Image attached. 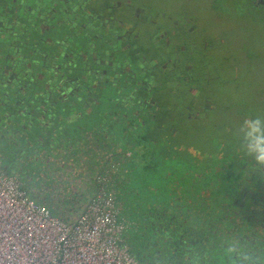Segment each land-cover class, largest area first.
Returning <instances> with one entry per match:
<instances>
[{"label": "trees", "instance_id": "obj_1", "mask_svg": "<svg viewBox=\"0 0 264 264\" xmlns=\"http://www.w3.org/2000/svg\"><path fill=\"white\" fill-rule=\"evenodd\" d=\"M39 1L42 2V0ZM93 1L98 3V0H89V2ZM255 1L251 0L250 6L254 8L263 6L262 8H264V4H256ZM24 2L25 0H0V34L3 31L23 43L27 39L25 38L29 32L27 29L38 28L36 21L41 17L37 13V16H31V23H23V16L29 20L28 13L33 11L22 6ZM26 2L29 3L31 0ZM117 7V4L113 3L104 8L103 2H99L91 8L90 14L92 20L95 21L96 30L102 29L104 33H107L108 29L114 28L118 31L115 38L119 42L115 47L107 46V50L102 48L99 51L96 48H100L98 46L102 45L98 44L99 42L96 40L86 38L83 48L76 49L71 53L65 50V52H60L62 54L59 57L74 63L73 66L68 65V68H64L62 65V69L75 68L69 74L59 65L51 64L54 63L51 52L61 51L58 47L53 46L52 42L60 36H52L50 38L51 45L48 44L50 41L41 44L42 47L51 46L52 50L49 51V56L40 54L42 47L40 50L32 52L34 55H30L29 64L31 60L32 67H35L36 64L38 71L27 72L26 82L23 81L20 84L8 82L9 72L17 66L11 64L10 56L5 58L3 56L0 63L2 64L0 65L1 101L7 98L10 100L13 95V99L19 98L20 100L19 104L16 101L17 109L23 107V111L16 112V115L20 116V120L7 114V116L4 115L2 121L0 120L3 123L6 121L1 126L8 129L13 135L18 132V138H27V145H32L33 141H40L42 148L63 147L65 140L69 139L70 141L71 136L77 143L73 149L81 150L83 144L87 142L90 149L87 148L85 152L92 157V160H96L97 156L102 158L99 170L93 171L91 177L87 174L86 179H80L79 176V180H86V182L79 181L77 189L76 185L69 187L67 181L71 178L72 172H69L70 176L68 173L65 175V169L67 172L69 171L71 161L85 163L84 158L88 156L85 155V152L80 153L82 150L79 151L80 158L82 155L81 160L74 158L71 152L63 153L56 160V169L60 172L61 164L65 163L62 164L65 167L62 171L64 174L62 190L56 194L57 198L50 193L49 196H44L48 194L45 189H41L45 190L44 194L29 192L26 189V185H29L24 181L25 178L20 177L10 166H2L1 162L0 172L17 178L20 187L30 199L45 205L53 216L68 224L72 223L76 214L82 212L86 203L95 197L98 188L96 186L98 185L97 179L103 177L101 187L112 195L115 216L123 224L119 245L124 246L138 264H242L239 255L236 253L227 254L230 247L235 248L237 252H246L251 257L250 264H264V169H259L256 163H252L251 169L247 167L246 170L235 167L233 164L226 169L216 170L212 179L211 177H209L210 179L196 177L194 171H189L190 168L186 170L184 166L182 167L183 163L191 162L193 156L188 153L182 154L179 141L176 144L175 141L166 142V138L170 139L172 133L175 134V130L170 131L168 135L163 133L166 121L163 117L164 113L156 108L158 102L155 97L150 96V107L146 101H142L144 89L140 86L151 82L154 88L160 90L162 84L166 83L164 69L160 68L164 60L162 53L169 48L165 42L158 41V46L151 44L139 47L140 57L134 58L133 65L136 67V73L140 79H130L127 86L120 83L121 85L114 89L113 96L116 98L117 106H122L126 111L115 123L119 128L117 135H115L114 128H111L104 139H99L101 145L105 144L104 146L97 147L98 142L95 137H91V140L94 138L95 143L89 141V136L86 141L82 136L78 138L77 133L83 131L82 128L78 130L80 126L78 120L76 118L72 120L70 117L65 120V115L69 116V108L74 106V99H67L66 89L77 90L79 93H72L70 96L75 98L79 96L80 89L87 90L92 85L90 83L91 76L88 75L87 79L82 78L81 69H87L88 73L93 68L94 71L100 70L112 55L125 57L126 51H131V49L134 51L137 48L134 45V40L138 36L134 27L127 24L126 30L119 31L115 24L114 13L120 10L122 3L118 9ZM130 7L133 6L126 5V11L120 15H125L129 19ZM47 8H51L53 14L55 5L51 4ZM115 9L117 10L113 12ZM12 10H15V19L12 18ZM23 10L26 12L22 13ZM103 11L108 13V17L102 18ZM68 12L65 10L63 14H68ZM139 12V10L136 11L137 14ZM46 18L49 27L59 25L58 21L52 20L51 17ZM68 27L73 28L74 31L78 30L74 23H70ZM121 35L123 38L127 35L126 44L119 40ZM2 38L0 36V40ZM155 40L157 41V39ZM121 48L123 50H120ZM89 52L92 53L87 56ZM102 54L104 59H101ZM84 55L89 58L90 65H87L88 62L83 58ZM92 59L95 61L91 62ZM97 59L104 60V62H99ZM118 64L117 61H114L109 65L108 70L106 67L103 70L105 72H99L100 76L97 73V78L100 81L105 78H120L122 81L123 77L128 75L118 68ZM8 65L10 69L6 68ZM190 68L191 66L188 64V70ZM77 69L79 71H76ZM59 70L64 72L63 76H57ZM19 71L16 69L15 74L18 73L22 78L24 74ZM50 71L55 72L52 79L49 78ZM75 76H79V78ZM63 78L65 79L63 80ZM143 79L146 81L143 82ZM120 80L115 79L113 83ZM45 83H49L50 87H45ZM147 84L150 89V83ZM41 85H44V88H41ZM21 86L29 90L34 88L35 92L29 96L21 95L20 89H18ZM53 86L62 88V90L50 91L49 89ZM4 87L6 89L3 90ZM117 89L119 91H116ZM14 90L19 93L20 97L12 93ZM121 90L124 92L119 94L118 92ZM110 100L113 99L110 97ZM91 128L94 129L93 126ZM21 130L26 132L23 137L19 133ZM58 142L59 144H56ZM94 148H97L99 152L92 151ZM40 154L42 155L43 152ZM57 154L62 153L57 151L50 156L56 157ZM39 162L45 163L47 158L45 157ZM257 172L262 175L253 180ZM89 186L93 191L90 196L87 194ZM258 193L261 195H257ZM76 211L77 213L74 214Z\"/></svg>", "mask_w": 264, "mask_h": 264}, {"label": "rangeland", "instance_id": "obj_2", "mask_svg": "<svg viewBox=\"0 0 264 264\" xmlns=\"http://www.w3.org/2000/svg\"><path fill=\"white\" fill-rule=\"evenodd\" d=\"M250 1L98 0V3L103 2L104 8L116 3L118 9L122 3L119 11H116L117 9L113 11H116L114 13L115 24L124 30L127 24L134 27L138 36L134 40L137 48L134 49L131 45L134 51L132 49L126 51L125 57L112 56L111 59L106 60L100 70L94 71L93 68L88 73L87 69H81L82 78L87 79L90 75L92 85L87 90L80 89L79 96L75 98L70 96L72 93L79 92L73 88L66 89L67 99H74V106L69 108V116L65 115V120L69 117L72 120L76 118L80 124L78 130L83 129L82 132L77 133L78 138L82 136L86 141L87 136L95 137L98 142L97 147L104 146L105 144L101 145L99 139H104L111 128H114L115 135H117L119 128L115 123L126 111L122 106H117L116 98L113 96L114 89L120 86V83L127 86L130 79H140L133 65L134 58L140 57L139 47L151 44L158 46L157 42L163 41L169 46L162 53L164 60L160 67L164 69L166 83L162 84L160 90L154 88L151 82H147L150 83V89L147 83H143L144 85L140 86L144 89L142 101H146L149 106L150 96L155 97L158 102L156 108L164 113L163 117L166 121L163 133L168 135L170 131L175 130V134L172 133V137L168 140L166 138V142L175 141L176 144L179 141L182 154L188 153L193 156V160L186 164L183 163L182 167L184 166L186 170L190 168L189 171H194L195 176L200 179H210L209 177L212 179L216 170L226 169L233 164L243 170L247 167L251 169L250 166L255 161L245 155L239 129L246 119L264 118V11H262L264 8L263 6L254 8L250 6ZM31 2L33 3V0ZM45 2L48 5L54 4L53 0H45ZM98 3H94L93 6ZM129 4L133 7H130V17L127 19L125 15L120 14L126 11L125 6ZM134 10L135 13H133ZM138 10L139 14L136 13ZM103 17H108V13L103 11ZM52 33L53 29L49 28L48 34L52 35ZM122 34L125 35L123 32ZM119 40H124L122 35ZM41 47L39 40H32L27 48L32 53L40 50ZM46 49V45L43 46L42 52H47ZM91 53L89 52L87 56ZM59 56L55 57L54 63L51 64L59 65L61 69L62 65L64 68L74 65L70 63V60ZM83 58L87 60V65L91 64L85 55ZM102 58L104 59L103 54ZM113 60L119 63L118 68L128 76L123 77L122 81L120 78H105L100 81L96 74L100 76L99 72H105L103 70L106 67L108 70L109 65L114 63ZM93 61L95 60L92 59L91 62ZM97 61L104 62L100 59ZM188 64L191 66L189 70ZM62 70L69 74L75 68ZM37 71L35 64L31 72ZM54 73L50 71L49 78L52 79L55 76ZM62 73L63 71L59 70L57 76ZM75 77L79 78V76ZM19 78L21 79L20 76ZM115 79L121 82L113 83ZM95 80L98 82H94ZM145 81L143 79V82ZM52 82L54 83L53 80ZM44 85L47 88L50 87L49 83ZM44 85H41V88H44ZM18 89H20L19 93L25 96L35 92L34 88L29 90L23 86ZM49 90L61 91L62 88L53 86ZM123 92L121 90L118 93ZM12 93L20 97L17 91L14 90ZM16 101L19 104V98L15 100L13 95L10 100L7 98L1 101L0 99L1 121L7 114L15 116L16 120L20 118L16 112L23 111V107L17 109ZM5 123L6 121L0 122V162L2 166H10L20 177L25 178L24 181L30 186L26 185L29 192L44 194L47 190L48 194L44 196H49L50 193L56 197V194L62 190L64 177L62 171L56 169L57 158L65 152H71L74 158H80L79 151L82 150L80 153H84L87 150V142L83 144L81 150L73 149L77 143L72 136L70 141L65 140V143L63 142L65 145L57 149L42 148L40 141H33L32 145H27V138H18V132L13 135L1 126ZM19 133L21 137L26 135L24 130ZM57 151L62 154H57L56 157L50 156ZM41 152H43L42 155ZM45 157L47 162L40 163L39 161ZM168 169L170 170V166ZM69 172L73 174V171L69 170L65 171V175L68 173L70 176ZM76 173L78 175L71 176L67 183L69 187L76 185L77 189L79 181L86 182V180H79V176L80 179H86L89 173L84 168L77 169ZM261 175L257 172L253 180ZM82 187L83 185L81 190ZM76 213L77 211L74 212Z\"/></svg>", "mask_w": 264, "mask_h": 264}, {"label": "built area", "instance_id": "obj_3", "mask_svg": "<svg viewBox=\"0 0 264 264\" xmlns=\"http://www.w3.org/2000/svg\"><path fill=\"white\" fill-rule=\"evenodd\" d=\"M102 178L95 197L68 224L0 172V264H138L119 245L123 224Z\"/></svg>", "mask_w": 264, "mask_h": 264}, {"label": "water", "instance_id": "obj_4", "mask_svg": "<svg viewBox=\"0 0 264 264\" xmlns=\"http://www.w3.org/2000/svg\"><path fill=\"white\" fill-rule=\"evenodd\" d=\"M27 0L23 3L22 6H25L27 10H33L32 12H29L28 15H30L29 20L26 16H23L22 22L23 23H31V16L35 15L37 16V13L40 17L39 20L36 21L38 24V28L33 29H27L29 32L27 33V38L25 42H18L15 37H12L13 35H7V33H2L0 34L1 37H3L0 40V63L1 59L7 56L11 57V64H16L17 66L9 72L8 74V82L10 84H20L23 83V81L26 82V73L32 70V65L33 62L30 60L29 64V59L30 55H34L33 53H30L28 50V45H30L32 40H39L41 44L50 41L48 44L51 45V37L52 36H60L57 40H54L52 42L53 46L58 47L61 49V51H52L51 54L53 56V59L55 57H58V55L62 54L60 52H75L76 49L83 48L84 45L86 44V38H91L93 40H96L99 42L98 44L102 46H98L100 48H96L97 50H101L104 48L107 50V46H112L115 47L116 44L119 42L115 37L117 36V30H114V28L108 29L107 33H104V30L98 29L96 30L95 27V21L92 20V16L90 14V10L93 7V2H89L88 4H83L77 6L73 4L65 5L64 0H60L63 2H59L58 0H53L55 5V10L52 14L51 8H47L48 5L44 0L39 1V0H33L32 2L27 3ZM256 4H264V0H256ZM61 4H64L62 6ZM33 5V6H32ZM35 6V7H34ZM47 6V7H46ZM57 6H59L57 8ZM65 10H68V14H63ZM15 10H12L13 14V19H15ZM26 10H23L22 13H25ZM51 17L52 20L58 21L59 25L55 26H50L48 24L47 18L46 17ZM27 18V19H25ZM70 23H74L75 26L78 27L77 31H74L73 28H69L68 25ZM57 26V27H56ZM52 28L53 33L48 34V29ZM23 29L24 26H23ZM119 31L121 30L118 28ZM10 34V33H9ZM47 52L51 51L52 48L51 46H46ZM116 49V48H115ZM65 50V51H64ZM117 51V49H116ZM47 52H41L43 56H48ZM98 52V51H97ZM57 59V58H56ZM56 61V60H55ZM2 65V64H0ZM7 69H10V66L8 65L6 67ZM16 69L20 70L19 73L24 74V76L20 79L18 77V73L15 74ZM64 72L61 74L63 76Z\"/></svg>", "mask_w": 264, "mask_h": 264}, {"label": "clouds", "instance_id": "obj_5", "mask_svg": "<svg viewBox=\"0 0 264 264\" xmlns=\"http://www.w3.org/2000/svg\"><path fill=\"white\" fill-rule=\"evenodd\" d=\"M239 135L245 155L254 160L259 169H264V118L246 119L239 129ZM233 253L241 257L242 264H250L251 257L246 252L228 248L227 254Z\"/></svg>", "mask_w": 264, "mask_h": 264}, {"label": "crops", "instance_id": "obj_6", "mask_svg": "<svg viewBox=\"0 0 264 264\" xmlns=\"http://www.w3.org/2000/svg\"><path fill=\"white\" fill-rule=\"evenodd\" d=\"M90 137V142L92 141L93 143H95L94 142V138L91 140V136H89ZM88 149H90V148H88ZM92 151H94V152H99V150L97 149V148H94ZM85 155H87L88 157L87 158H84V162L85 163H79L78 161H71V163H70V167H69V169L68 170H71V171H73V174L71 175L72 177H76L77 175H78V173H76V170L77 169H85V170H88V172L89 173H91V174H89L90 175V177L92 176V174L95 172V171H98L99 170V168L101 167V165H102V158H100V156H97V159L96 160H92V157H90V155L87 153V152H85ZM62 164H65V163H62ZM62 164H61V171H64V168L65 167H63L62 166ZM76 166H78V167H76ZM73 167V168H72ZM67 169H65V171H66ZM94 171V172H93ZM93 172V173H92ZM91 180H92V178H91ZM90 184H91V182H89ZM86 187V186H85ZM90 187L91 186H89V187H87V194H89V196L91 195V193L93 192L92 191V189H90Z\"/></svg>", "mask_w": 264, "mask_h": 264}, {"label": "flooded vegetation", "instance_id": "obj_7", "mask_svg": "<svg viewBox=\"0 0 264 264\" xmlns=\"http://www.w3.org/2000/svg\"><path fill=\"white\" fill-rule=\"evenodd\" d=\"M65 1V5H68V4H71L70 6H72L73 4L77 3L76 5L79 6V5H83V4H88L89 3V0H64ZM126 37L127 35L125 36L124 40H123V43L126 44ZM113 56V55H112Z\"/></svg>", "mask_w": 264, "mask_h": 264}]
</instances>
